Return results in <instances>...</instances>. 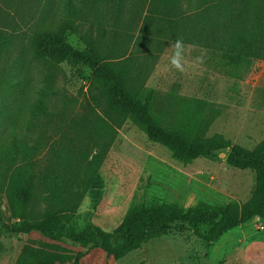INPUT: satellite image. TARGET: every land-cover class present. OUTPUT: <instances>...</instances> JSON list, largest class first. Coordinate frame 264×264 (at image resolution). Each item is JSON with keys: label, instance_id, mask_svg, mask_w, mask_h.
I'll return each mask as SVG.
<instances>
[{"label": "trees", "instance_id": "trees-1", "mask_svg": "<svg viewBox=\"0 0 264 264\" xmlns=\"http://www.w3.org/2000/svg\"><path fill=\"white\" fill-rule=\"evenodd\" d=\"M183 3L0 0V119L7 115L9 101L18 102L9 127L0 133V186L10 211L21 218L19 224L0 218L2 228L16 234L37 232L50 240L90 245L120 259L175 228L215 242L253 218L264 217V141L249 150L220 134L206 137L220 110L204 100L175 94L169 95L170 102H166L175 122L165 126L155 114L162 110L153 90L145 89L157 56L168 42L218 51L231 64L264 60V0H195L192 14L184 10ZM126 6L134 16L141 15L140 8L146 10L132 44L117 32L119 23L126 28L132 23L121 14L129 10ZM80 22H88L87 28L83 29ZM67 33L77 35L83 48L69 44ZM63 62L83 64L92 71L83 119L89 122L85 131L98 152L87 167L64 146L49 148V156H40L42 133L34 136L42 119L56 112L60 116L66 113L54 106L50 95L56 92L52 85L41 87L39 97L32 96L38 87L34 81L47 82L53 69ZM41 66L47 71H40ZM27 110L30 115L25 117ZM127 120L185 164L229 147L226 161L231 167L256 173L250 199L187 209L170 203L136 205L112 233L92 224L79 230L74 213L82 195L92 190L97 167ZM38 202L44 204L42 209H35ZM80 255L69 264H81Z\"/></svg>", "mask_w": 264, "mask_h": 264}, {"label": "rangeland", "instance_id": "rangeland-1", "mask_svg": "<svg viewBox=\"0 0 264 264\" xmlns=\"http://www.w3.org/2000/svg\"><path fill=\"white\" fill-rule=\"evenodd\" d=\"M193 1L183 3L189 14L195 10ZM125 9L129 10L121 14L126 21L132 19V23L128 28L119 23L117 32L122 40L129 39L132 44L146 10L140 8L141 15L134 16L129 7ZM80 23L83 29L87 28L88 22ZM65 40L83 48L77 35L67 33ZM179 44L181 68L171 64L177 43L168 42L145 83V89L153 90L157 106L162 110L155 112L163 119L160 122L165 126L175 122L167 109L169 95L198 98L221 112L206 137L220 134L232 144L249 150L256 148L264 141V60L248 59L231 64L218 51ZM40 71L47 70L41 66ZM53 71L47 82L34 81L38 87L32 96L39 97L37 92L41 87L52 85L56 93L50 98L55 107L66 113L60 116L56 112L37 123L34 136L42 133L43 144L39 155L49 156L52 147L64 146L87 167L98 152L96 143L85 131L89 122L83 119L90 98L92 71L83 64L69 62L61 63ZM17 108L18 102L9 101L7 115L0 119V133L9 127L12 111ZM29 115L27 110L25 117ZM226 158L222 152L215 151L187 164L177 161L165 146L150 141L142 129L127 120L117 130L97 167L92 190L82 195L74 213V224L79 230L92 224L112 233L136 205L152 207L170 203L187 209L198 204L244 203L255 188L256 173L252 169L231 167ZM43 207L38 202L35 209ZM0 218L9 224L21 222L10 211L2 186ZM78 254L81 264H264V217L253 218L215 242L203 241L190 230L175 228L120 259L90 245L66 239L50 240L37 232L16 234L0 226V264H69Z\"/></svg>", "mask_w": 264, "mask_h": 264}, {"label": "clouds", "instance_id": "clouds-1", "mask_svg": "<svg viewBox=\"0 0 264 264\" xmlns=\"http://www.w3.org/2000/svg\"><path fill=\"white\" fill-rule=\"evenodd\" d=\"M176 52L171 60V64L173 66H175L176 68H181V64H180V57H181V45L179 43H177L176 45Z\"/></svg>", "mask_w": 264, "mask_h": 264}, {"label": "water", "instance_id": "water-1", "mask_svg": "<svg viewBox=\"0 0 264 264\" xmlns=\"http://www.w3.org/2000/svg\"><path fill=\"white\" fill-rule=\"evenodd\" d=\"M218 151L222 152L223 155H225L227 157V155H228V153L230 151V148L228 147V148H224V149H221V150H218Z\"/></svg>", "mask_w": 264, "mask_h": 264}]
</instances>
